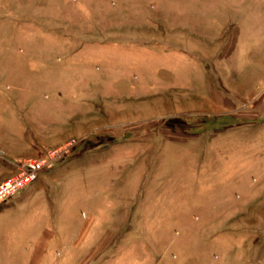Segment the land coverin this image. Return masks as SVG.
<instances>
[{"label":"rangeland","instance_id":"374dc122","mask_svg":"<svg viewBox=\"0 0 264 264\" xmlns=\"http://www.w3.org/2000/svg\"><path fill=\"white\" fill-rule=\"evenodd\" d=\"M9 107L0 264H264V0H0Z\"/></svg>","mask_w":264,"mask_h":264},{"label":"built area","instance_id":"2783aa9c","mask_svg":"<svg viewBox=\"0 0 264 264\" xmlns=\"http://www.w3.org/2000/svg\"><path fill=\"white\" fill-rule=\"evenodd\" d=\"M61 157V153L57 155ZM5 153H0L1 160H7ZM58 157V158H59ZM49 160H11L13 175L0 183V206L11 203L24 190L38 181L47 168Z\"/></svg>","mask_w":264,"mask_h":264},{"label":"crops","instance_id":"0c3cea01","mask_svg":"<svg viewBox=\"0 0 264 264\" xmlns=\"http://www.w3.org/2000/svg\"><path fill=\"white\" fill-rule=\"evenodd\" d=\"M5 114H6V118H4V121H3V117L0 114V121H1L0 128H2L3 131L5 132V135L0 137V145H2V147L5 149V151H6L5 155H8L9 158H7V160H1L0 159V183L5 178V173L7 171L6 163H9V161L14 160L13 155H15V153H14L13 149L15 148V145L20 141L19 132L14 133V131H13L14 127H15L14 122H13V119L15 117V111L9 107V109L5 111ZM20 129H22V127ZM22 131L23 130H21V132ZM3 161H5V163ZM35 184H36V182L31 187L24 190L20 195L31 190Z\"/></svg>","mask_w":264,"mask_h":264}]
</instances>
